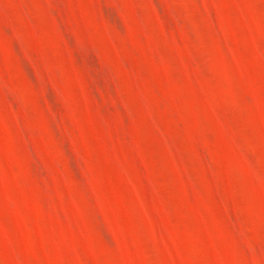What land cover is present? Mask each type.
I'll list each match as a JSON object with an SVG mask.
<instances>
[{
  "label": "rangeland",
  "instance_id": "1",
  "mask_svg": "<svg viewBox=\"0 0 264 264\" xmlns=\"http://www.w3.org/2000/svg\"><path fill=\"white\" fill-rule=\"evenodd\" d=\"M0 264H264V0H0Z\"/></svg>",
  "mask_w": 264,
  "mask_h": 264
}]
</instances>
